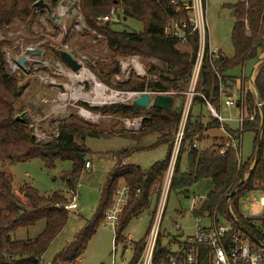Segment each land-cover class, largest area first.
I'll list each match as a JSON object with an SVG mask.
<instances>
[{
	"label": "trees",
	"instance_id": "obj_1",
	"mask_svg": "<svg viewBox=\"0 0 264 264\" xmlns=\"http://www.w3.org/2000/svg\"><path fill=\"white\" fill-rule=\"evenodd\" d=\"M37 1L39 0H0V31L9 28L16 20L28 19L36 11L32 6ZM78 3L85 25L103 38L107 50L113 56L112 62H115L114 67L106 73L95 66L89 67L99 81L107 87L112 86L110 83L112 78L121 72L117 64L120 60L131 57L155 60L160 67L150 65L146 71L147 76L155 77L154 80L132 77L126 82L114 85V88L136 92L144 90L174 92L176 95L173 96V105L169 111L152 107L138 108L131 103L116 104L108 108L113 114L140 120L139 130L125 138L137 141L155 136L154 146H167L165 158L154 163L149 170L142 171L137 165L122 163L123 159L135 150L114 153L116 163L105 181L93 219L87 222L73 241L48 264H74L81 259L98 226L103 222L104 212L109 207L114 192L122 185L129 188V198L115 231L114 244L126 249L123 232L127 225L143 211H147L151 202L158 200L170 160L173 132L178 124L183 104L181 93L187 87L197 54V36L191 32L187 21L188 14L180 0H78ZM111 10L118 20L121 18L124 21L131 19L139 22L142 30L140 32L116 30L114 22L117 21L114 20V16L109 22L98 21L109 16ZM229 10H234V23L229 39L232 56L227 58L220 53L219 58L213 61L204 56L196 86V93L199 96L193 98V102L197 100L203 104L200 97L203 95L216 108L219 106L216 73L226 82L232 94L235 81L226 74L246 63L256 62L264 52V0H244L232 5ZM184 22L186 27L183 38H179L174 30L166 32L172 23L180 26ZM180 45L187 46L188 51L181 50ZM4 46L5 43L0 41V161L23 162L37 159L46 169L54 168L57 162L71 161L72 169L63 173L60 178L65 191L43 196L26 185L21 190L25 200L23 203L14 195L6 174L0 171V264H47L43 261V255L68 221L69 211L64 207L71 200L64 193L71 196L70 193L77 188L85 163L89 162L85 157L90 152L84 147V141L87 137L104 138L105 134L98 132L86 122L70 117L73 122L59 125L57 135L48 143L41 144L36 141L28 127L16 118L15 105L21 96V87L18 80L8 73ZM54 56L63 62L57 51L54 52ZM254 86L258 96L264 100V60L258 66ZM251 102V97L247 94L246 103L250 105ZM189 115L190 112L168 194L170 192L186 194L193 185L209 181L211 188L200 201L198 208L191 212V217L195 219L201 218L204 214H214L233 225L228 212L230 207L237 221L253 237L261 241L262 236L256 227L250 221L244 220L239 213V202L244 196L256 190L258 183L264 185L263 144L256 160L251 158L244 163L239 162L238 152L233 149H225L224 154H219L224 143V139L221 138L213 139L210 146L199 149L200 139L201 141L206 139L201 136L203 131L219 126L215 120L206 127L198 122H190ZM256 125L257 123L247 124L244 128L252 131ZM225 131L234 138V132L226 128ZM184 153L185 169L181 171L180 161ZM245 174L248 175L246 180H243ZM242 180L244 182L239 185ZM234 189L236 192L227 203L225 198ZM39 222L44 223V228L33 240L11 239V234L15 231L28 229ZM147 233L140 241L131 242L133 254L128 264L138 262ZM166 237L167 234L164 232L158 235L153 264H166L167 258L175 257L171 252L172 247L180 248L185 245L184 242L177 241L176 235L168 236L171 239L163 243Z\"/></svg>",
	"mask_w": 264,
	"mask_h": 264
},
{
	"label": "rangeland",
	"instance_id": "obj_2",
	"mask_svg": "<svg viewBox=\"0 0 264 264\" xmlns=\"http://www.w3.org/2000/svg\"><path fill=\"white\" fill-rule=\"evenodd\" d=\"M241 1L244 0H206L205 2L204 15L209 44L218 48L227 58L232 55L229 39L234 23L229 9ZM45 4L49 6V13L43 8H34L36 11L28 19L25 21L16 20L9 28L0 31V41L5 43L4 55L8 73L18 80L21 87V96L15 105L16 118L22 119L21 123L28 127L31 136L41 144L48 143L57 135L59 125L64 122H73L70 117L86 122L98 132L105 134L104 138L87 137L84 141V147L90 152L85 157L90 162V169L83 168L77 188L73 193H70V197L64 193L70 200L75 197L77 208L69 211L65 227L43 255V261L49 263L73 241L87 222L93 219L105 181L116 163L113 154L123 150L148 147L156 142L155 136L137 141L125 138L134 135L140 125L137 130L128 129L125 122H134L133 118H124L113 114L108 108L116 104H130L122 103L120 97L115 93L135 91L115 89L114 85L126 82L132 77L141 78L132 66L138 65L146 75L150 65L160 67V64L155 60H141L138 57L120 60L119 63L117 62L120 68H122V63L128 64L125 65V72L123 73L121 69L120 74L112 78L110 82L112 86H105L91 73L89 67L95 66L106 73L114 67L115 62H112L113 56L107 50L103 38L97 36L85 25L79 11L78 0H45ZM61 14L63 22L52 20L54 15ZM114 20L117 21L114 22L116 30L126 29L132 32L142 30L141 24L137 21L131 19L124 21L121 18L118 20L116 16H114ZM179 48L188 51L187 46L180 45ZM28 49L38 50L40 54L28 53L24 55ZM55 51L68 53L81 64L82 69L71 70L54 56ZM23 56L26 61L23 68H20L18 60ZM260 57H264V52ZM251 66V63L246 65L243 70L244 76H248ZM241 73V68H235L230 75L240 77ZM75 77H81L83 81L77 82ZM146 78L149 79L150 75ZM93 81H96L98 85ZM193 111L198 112L199 110L194 108ZM202 115L205 118L208 116L204 110ZM222 117L235 119L237 111L224 110ZM225 124L232 130L238 128V124L234 121H226ZM201 136L203 138L210 137L206 143L210 146L213 139L225 138L226 134L222 129L214 128L208 133H202ZM255 146L256 133L244 130L240 145L241 162L244 163L251 158H254L255 161ZM165 150L164 146H158L149 151H135L123 159L122 163L137 165L142 171H147L154 163L165 158ZM182 157L184 158L185 154ZM71 169V161L57 162L52 169H46L43 163L37 159L23 162L0 161V171L6 174L14 195L22 203L25 200L21 190L26 185L34 188L43 196L65 191V186L60 178L63 173H67ZM166 175L167 172L162 180L160 193ZM210 188L209 181H201L190 189L188 198L170 192L165 205L161 232L173 237L176 234L174 226L179 225L185 234L183 240L190 237L192 228L196 224V221L191 217V210L198 208L200 200L202 201L206 197ZM261 196H263L262 192L253 190L247 198L253 197L258 200ZM157 202H151L147 211H143L130 221L123 232L125 239L129 238L133 243H136L145 237L149 231L148 227ZM178 212L182 214L179 215ZM259 212V207L253 209L242 201L239 202V213L242 217ZM222 224L225 227L228 226L225 219ZM255 224L260 226V222L256 221ZM200 225L207 226L209 223L207 220H202ZM43 228L44 223L39 222L28 229L15 231L11 234V239L16 241L33 240ZM114 235L110 228H105L103 224H100L81 256L80 264H128L133 254L131 243L125 240L126 249L124 250L121 245H118L116 251L113 252ZM167 241L168 237L164 238L163 243Z\"/></svg>",
	"mask_w": 264,
	"mask_h": 264
},
{
	"label": "built area",
	"instance_id": "obj_3",
	"mask_svg": "<svg viewBox=\"0 0 264 264\" xmlns=\"http://www.w3.org/2000/svg\"><path fill=\"white\" fill-rule=\"evenodd\" d=\"M180 1L183 3V9L188 14L187 21L190 25L191 32H194L197 36V54L190 73L187 90L181 93V95L183 96V104L178 124L173 132L171 141V155L166 170L167 175L165 177L155 211L152 215L153 218L143 249L136 264H153L155 244L158 235L161 232V224L168 197L169 187L171 184L174 164L185 136L187 118L190 112L193 98L195 96H199L196 93V86L199 80L201 64L205 55L210 61H213L219 58L220 54V50L216 47H212L208 41L204 15L206 0ZM113 16L114 12L113 10H111L109 16L103 17L98 21L109 22V20L113 19ZM185 27V22L180 26L177 23H172L167 28L166 32L174 30L176 31V34L179 38H183ZM122 64L123 65L121 69L124 73L126 70L125 65L128 64ZM132 67L133 69H135L138 76H140L141 78L147 77L138 65H134ZM216 78L218 81L219 106H222L228 110L235 109L237 111V118H223L222 113L218 108L211 104L203 95H201L200 97L212 119L215 120L219 128L222 129L226 134V137L224 138L223 148L221 149L219 154H224L225 149H233L238 152V160L239 162H241V135L245 130V125L257 123V125L252 128V132H255L257 134L256 144L258 142L260 146L261 144H263L264 150V100L261 99L257 94L254 86L255 77L253 76H250L246 80L244 85L240 86L236 98L233 97V92L231 94V89L228 88L226 82L218 73H216ZM149 79L154 80L155 77L150 76ZM144 93H148L150 96L153 95L151 91L147 90H144L143 92L135 91L130 93L117 92L115 93V95L120 97L122 103H131L132 100L138 98ZM164 94L172 97L176 95V93L174 92H164ZM247 94L251 97L252 100L250 105L246 103ZM226 121H234L238 124V128L236 130H231L235 133L234 138L232 135L228 134L225 131V128H228L225 124ZM125 125L128 129L137 130L140 125V120L137 119L134 120V122L127 121L125 122ZM84 169H90V162L85 163ZM247 175L248 174L244 176L243 180H246ZM260 186L261 185L257 184L258 188L256 190L262 192L263 196L259 197L258 200H255L253 197H250V199H248L247 194L240 201L253 209L257 207L260 208V212L258 214L243 217V219L246 221H250L252 225L256 227V229L262 236L261 241H258L255 237H253L238 221L237 222L244 228L247 233L243 232L233 221L232 223L235 227L229 223L228 226L225 227L222 224L223 219L216 217V215L214 214H204L201 218H193L196 221V224L192 228V235L184 240V246L180 248L175 247L174 250H171L172 254H174L175 257L167 258L166 264H264V186ZM128 198L129 188L126 185L120 186L114 192L111 198L110 205L104 212L102 224L105 228H110L114 232V234L119 220L123 215L124 209L128 204ZM74 199L75 197H73L71 199V202L64 207L65 210L70 211L77 208ZM193 210L194 209H192L191 212ZM228 212L233 215L230 207H228ZM202 220H207L209 225H200V222ZM256 221L260 222V226H257L255 224ZM174 229L176 234L181 231L179 225H175ZM249 235L251 236V238L249 237ZM125 240L130 241V243L132 242L129 238ZM116 248L117 245L114 244L113 252L116 251ZM80 262L81 261L78 260L74 264H80Z\"/></svg>",
	"mask_w": 264,
	"mask_h": 264
},
{
	"label": "water",
	"instance_id": "obj_4",
	"mask_svg": "<svg viewBox=\"0 0 264 264\" xmlns=\"http://www.w3.org/2000/svg\"><path fill=\"white\" fill-rule=\"evenodd\" d=\"M33 8L36 9H40L43 8L45 9L48 13L50 12L49 6L47 4H45V0H39L37 2H35L32 6ZM50 16V15H49ZM230 16L233 17L234 16V10L230 12ZM52 20H60L61 22H63V16L61 15H54L52 17ZM40 54V51L38 50H31L28 49L24 52V55L26 54ZM59 57L61 58V60L68 66V68H70L73 71H78L82 69V66L80 63H78L75 59H73L68 53L63 52V51H59L58 52ZM264 60V57H260L252 66L251 68V74L255 71V69L257 68V66ZM26 61V59L24 58V56L22 58H20L18 60V64L20 68H23V64ZM151 93L153 94L152 96H150L148 93H144L142 95H140L138 98L132 100L131 104L134 107H138V108H143V109H147L149 107L152 108H156V109H161L164 111H169L173 105V97L169 96V95H165L164 92H157L152 90ZM18 121L21 122V118H17ZM259 149H260V144L259 142L256 144V158L259 154ZM244 181L242 180L239 185H241V183H243ZM238 185V186H239ZM237 186V187H238ZM236 189H234L228 196H226L225 200L227 203H229V200L231 199V197L235 194ZM231 220L238 225V227L245 233H247L244 228L237 222V220L234 218V216L229 213ZM249 237L251 238V236L249 235Z\"/></svg>",
	"mask_w": 264,
	"mask_h": 264
},
{
	"label": "crops",
	"instance_id": "obj_5",
	"mask_svg": "<svg viewBox=\"0 0 264 264\" xmlns=\"http://www.w3.org/2000/svg\"><path fill=\"white\" fill-rule=\"evenodd\" d=\"M221 53V52H220ZM222 54V53H221ZM222 56H224L223 54H222ZM232 56V55H231ZM225 57V56H224ZM123 62V61H122ZM255 63V62H254ZM254 63H251L252 64V66L254 65ZM248 63H246L245 65H243L242 67H240L241 69H242V73H241V76L240 77H235V76H232V75H230V73H231V71L230 72H228L226 75L227 76H230V77H232V78H234V81H235V86H234V88H233V97L234 98H236L237 97V95H238V89L240 88V86H242V85H244V83L246 82V80L250 77V76H253V77H255L256 76V73H257V69H258V66H257V68L255 69V71L251 74V69H250V72H249V74H248V76L246 77V76H244L243 75V70H245V67H246V65H247ZM252 66H251V68H252ZM175 103H177V102H175ZM194 108H198V112H194L193 110H194ZM218 109H219V111L223 114V111L224 110H228V109H226V108H224V107H218ZM206 111V113L208 114V116H207V118H205L203 115H202V111ZM230 110H235V109H230ZM236 111V110H235ZM189 119H190V122H198L199 124H202L203 126H207V124H209V123H211L212 121H214L213 119H212V117L210 116V114H209V112L206 110V108H205V105L204 104H202V103H200L199 101H194L193 102V104H192V106H191V109H190V115H189ZM229 128V127H228ZM227 128V129H228ZM230 129V128H229ZM210 130H212V129H207V130H204L203 131V133H205V132H209ZM230 130H232V129H230ZM232 131H234V130H232ZM206 137V139H203L202 141H201V139H200V141H199V143H198V147H199V149H201V148H203V147H208V145H206V143H207V141H208V139L210 138V137H207V136H205ZM221 139H224V138H221ZM158 146H164L165 148H166V150H165V153H166V151H167V146L166 145H158ZM158 146H154V144L153 145H151V146H148V147H143V148H145L144 150H140V151H149V150H152V149H154V148H156V147H158ZM137 149H140V148H137ZM137 149H133V150H137ZM135 151H133V152H135ZM137 151H139V150H137ZM185 154V153H184ZM183 155V154H182ZM183 158V157H182ZM181 158V161H180V170L181 171H184V169H185V158H183L182 159ZM139 167V166H138ZM200 183V182H199ZM198 184V183H197ZM196 185V184H195ZM194 186V185H193ZM192 186V187H193ZM192 187H190L189 189H188V192H186V194H183V193H181V194H178L179 196H181V197H184V198H188V196H189V193H190V189L192 188ZM201 201V200H200ZM178 214L179 215H181L182 213L181 212H178ZM176 235V239H177V241L178 242H184V240H183V238L185 237V234H184V232L182 231V229H181V231L180 232H178L177 234H175ZM168 236H170L169 234H167V237ZM169 239H171V238H168V240ZM175 249V247L172 249V250H174Z\"/></svg>",
	"mask_w": 264,
	"mask_h": 264
},
{
	"label": "bare ground",
	"instance_id": "obj_6",
	"mask_svg": "<svg viewBox=\"0 0 264 264\" xmlns=\"http://www.w3.org/2000/svg\"><path fill=\"white\" fill-rule=\"evenodd\" d=\"M61 16H63L62 14H61ZM75 79V81H77V82H82L83 81V79L81 78V77H75L74 78ZM85 81V80H84ZM95 84H97L98 85V83L96 82V81H93ZM98 87V86H97ZM97 87H96V89H97Z\"/></svg>",
	"mask_w": 264,
	"mask_h": 264
}]
</instances>
